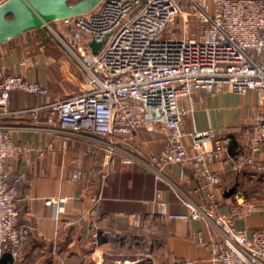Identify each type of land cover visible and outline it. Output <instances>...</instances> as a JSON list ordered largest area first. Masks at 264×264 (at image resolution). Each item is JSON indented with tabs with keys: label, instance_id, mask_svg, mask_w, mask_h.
I'll use <instances>...</instances> for the list:
<instances>
[{
	"label": "built area",
	"instance_id": "built-area-1",
	"mask_svg": "<svg viewBox=\"0 0 264 264\" xmlns=\"http://www.w3.org/2000/svg\"><path fill=\"white\" fill-rule=\"evenodd\" d=\"M4 0H0V3ZM50 29L60 47L74 60L84 81L70 97L24 110L35 123L56 125L75 137H95L83 155L104 152L106 164L118 154L129 163L131 153L115 145L114 138L130 143L139 129L160 130L165 141L147 162L158 174L168 165L192 171L200 183L199 204H185L187 211L172 212L161 191L151 201L154 216L170 221L205 219L218 232L208 242L210 259L217 264H264V225L250 233L234 225L237 218L258 210L264 203L236 198L229 210L217 211L215 190L221 181L213 164L225 159L235 171L252 168L264 172L256 154L264 144V0H102L92 11L52 22ZM99 44L94 52L90 43ZM227 88L243 95L255 91L263 111L246 135L247 152L228 154L231 138L214 129L183 130L189 109L182 104L197 89ZM12 92L47 96V87L20 75L0 78V121L10 114ZM29 151L15 144L8 127L0 122V264L19 259L30 226L18 223V195L8 180L7 160ZM38 155L42 154L37 151ZM72 181H85L91 171L82 159L74 161ZM92 206L100 197L91 198ZM46 204H50L46 200ZM57 214L55 213V216ZM140 214L134 216L139 225ZM198 245H207L201 232ZM112 264H129L115 261ZM168 264H186L174 259Z\"/></svg>",
	"mask_w": 264,
	"mask_h": 264
},
{
	"label": "crops",
	"instance_id": "crops-1",
	"mask_svg": "<svg viewBox=\"0 0 264 264\" xmlns=\"http://www.w3.org/2000/svg\"><path fill=\"white\" fill-rule=\"evenodd\" d=\"M80 71L59 45L45 47L33 34L25 32L0 45V78L20 75L48 89L47 96L12 92L10 114L0 121L15 144L29 148L5 163L8 180L17 187L18 223L30 226L21 255L12 264H168L174 259L186 264H217L210 259L208 242L217 239L218 232L208 220L170 221L154 216L146 221L155 190L161 191L172 212H185V204L201 202L200 183L190 169L173 164L156 174L149 167L147 158L160 151L164 133L139 129L129 144L120 136L114 138L117 147L130 151L131 159L122 163L124 151H118L106 164L104 152L82 153L87 145L102 143L95 137L63 133L56 125L33 122L24 112L77 92L84 81ZM182 104L189 109L183 130L211 128L225 133L231 138L228 154L232 156L247 152L246 135L263 111L257 92L238 95L224 87L197 89ZM79 157L91 174L85 181H72L70 174ZM256 158L264 163V144ZM212 168L221 181L215 190L219 213H226L239 197L264 203V172L248 167L235 171L224 158ZM94 196L100 200L93 207ZM136 214L143 217L139 225L134 221ZM234 225L250 233L264 225V213L256 210L235 219ZM196 232L202 233L207 245L196 243ZM1 263L10 264L9 256Z\"/></svg>",
	"mask_w": 264,
	"mask_h": 264
},
{
	"label": "water",
	"instance_id": "water-1",
	"mask_svg": "<svg viewBox=\"0 0 264 264\" xmlns=\"http://www.w3.org/2000/svg\"><path fill=\"white\" fill-rule=\"evenodd\" d=\"M102 0H4L0 3V45L25 32L94 10ZM96 52L98 43L91 42Z\"/></svg>",
	"mask_w": 264,
	"mask_h": 264
},
{
	"label": "rangeland",
	"instance_id": "rangeland-1",
	"mask_svg": "<svg viewBox=\"0 0 264 264\" xmlns=\"http://www.w3.org/2000/svg\"><path fill=\"white\" fill-rule=\"evenodd\" d=\"M53 27H54L53 24H49L48 26L36 29V31H30V32L28 31L26 32V35L30 36V34H33V36H36V37L39 36L40 43H42V45H45V47H50V46L55 47V46H58L59 44L55 39V35L50 30ZM80 74L83 76L81 71H80Z\"/></svg>",
	"mask_w": 264,
	"mask_h": 264
},
{
	"label": "trees",
	"instance_id": "trees-1",
	"mask_svg": "<svg viewBox=\"0 0 264 264\" xmlns=\"http://www.w3.org/2000/svg\"><path fill=\"white\" fill-rule=\"evenodd\" d=\"M52 24V23H51Z\"/></svg>",
	"mask_w": 264,
	"mask_h": 264
}]
</instances>
